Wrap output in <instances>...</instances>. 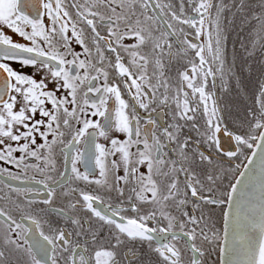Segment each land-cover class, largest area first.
<instances>
[{
	"label": "snow or ice",
	"instance_id": "obj_1",
	"mask_svg": "<svg viewBox=\"0 0 264 264\" xmlns=\"http://www.w3.org/2000/svg\"><path fill=\"white\" fill-rule=\"evenodd\" d=\"M0 202V264H264V0H0Z\"/></svg>",
	"mask_w": 264,
	"mask_h": 264
},
{
	"label": "flooded vegetation",
	"instance_id": "obj_2",
	"mask_svg": "<svg viewBox=\"0 0 264 264\" xmlns=\"http://www.w3.org/2000/svg\"><path fill=\"white\" fill-rule=\"evenodd\" d=\"M226 2H227V0H226ZM257 2V0H252V3H256ZM243 35V34H242ZM235 37V33L233 32V35H232V37H230V39H229V48H231V41H232V39ZM15 39H19V37H15ZM237 48H239V41H237ZM249 87L251 88V85H249ZM235 113H233V118H235ZM226 146H228V147H230V145H226ZM17 155H19V153H17ZM63 170V169H62ZM81 170H83V169H81ZM6 191V190H5ZM0 207H5V204L3 203V202H0Z\"/></svg>",
	"mask_w": 264,
	"mask_h": 264
}]
</instances>
